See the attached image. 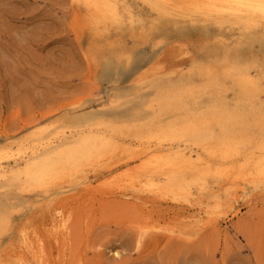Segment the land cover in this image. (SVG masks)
<instances>
[{
    "label": "rangeland",
    "instance_id": "1",
    "mask_svg": "<svg viewBox=\"0 0 264 264\" xmlns=\"http://www.w3.org/2000/svg\"><path fill=\"white\" fill-rule=\"evenodd\" d=\"M129 1L137 14L146 17L145 27L152 28L140 42L130 36L129 19L97 29L87 20L83 4L75 0H0V141L20 136L65 110H74L96 114L87 120L91 126H114L112 136L127 146L138 138L151 140L152 135L173 125L168 122L178 110L181 120L194 113L203 115L204 124L197 122L203 138L199 150L209 161L216 160L203 146L210 148L227 134L233 114L244 130L242 150L258 154L264 144V47L254 41L231 50L228 56L222 46L217 47V30L211 21L162 19L147 2ZM184 24L186 28L181 29ZM155 57L159 59L155 69L162 72L155 70L152 77L144 76L137 83L134 74ZM229 57L246 68L254 82L246 87L237 83ZM113 90L118 96L108 105ZM174 99L177 102L172 106L169 101ZM185 107L188 113L182 115ZM134 111L145 117L154 115L153 121H161V126L143 124L136 132L118 130L123 117L134 119ZM103 114L102 122L97 123L98 115ZM176 128L178 137L188 133L184 125ZM178 140L175 142L182 144L183 139ZM242 154L239 151L231 156L232 176L238 171V162L244 161ZM105 156L102 165L82 164L49 180L41 189L26 190L16 184L0 189L4 204L23 205L12 210L0 227V264H264L263 182H246L240 177L235 187L227 190L229 185L223 180L209 176L205 188L193 186L190 194L177 189L157 194L142 186L123 195L114 189L105 192L102 182L111 180L107 178L109 170L120 168L118 172H122L121 164L130 160L129 168L138 170L144 180L146 169L139 166L137 154L124 147L109 150ZM111 183L114 186V181ZM133 195L152 199L141 205ZM206 214L214 216V226L210 224L187 238L176 237L175 232L181 229L178 226L185 222L187 229ZM144 215H150L148 224H158V228L159 224L168 225L167 229H149L146 239L136 234L135 226L144 222ZM40 239L42 249L38 246L41 253L38 250L36 258L27 247Z\"/></svg>",
    "mask_w": 264,
    "mask_h": 264
},
{
    "label": "bare ground",
    "instance_id": "2",
    "mask_svg": "<svg viewBox=\"0 0 264 264\" xmlns=\"http://www.w3.org/2000/svg\"><path fill=\"white\" fill-rule=\"evenodd\" d=\"M75 1H77L80 4H83V6L86 8V11L85 10L84 11L88 15L87 20L97 29L98 27H104L105 25H107V23L120 24L123 23L125 20L129 19L131 21L130 22L131 27L129 33L130 36H132L131 38H133L135 42L136 41L140 42L139 40L143 38L146 39L150 33V30L152 29L151 27L149 29L145 27L147 21L146 17L142 14L139 13L137 14L135 8L133 7L132 3L129 0H75ZM143 1L147 2L150 9L156 11L158 16H160V18L162 19L179 18L180 20H182L183 23L187 21L192 23L211 21L212 22L211 24H213L216 27L215 30H217L216 34L214 35V38L217 40V43L219 41L217 47L222 46L224 48V54L228 56H230L231 50L236 51L241 46H245L247 44L248 45L253 44L254 41H257L260 46L264 47V0H143ZM76 14L78 13H75V15ZM182 22L180 21L179 23ZM209 26L212 25L209 24ZM184 28H186L185 24L181 26V29ZM97 29L96 31H98ZM179 29H180V25H179ZM98 33L100 34V32ZM119 35L121 36L122 34ZM94 36H97V34L96 35L94 34ZM176 43L178 42L176 41ZM182 44L184 43L181 42V45ZM172 45L174 46L173 43ZM165 51L168 52L167 49ZM173 52H177V51L174 50ZM158 60L159 59L155 57L150 62L140 67L139 70L134 74L133 78L135 79V81H137L138 83L139 81H142L140 79H145L143 78L144 76L146 77L147 75L155 73L157 71V69L155 68L156 65L158 64L157 62ZM229 60L232 61L230 57ZM232 64H233L232 67L235 70V73L233 75L237 83H240L246 87L248 83L254 82L250 74L246 71V68L241 67L240 63H238L237 60L232 61ZM159 71L157 72L158 73L162 72ZM149 77L152 76L150 75ZM146 79H148V77ZM116 93L117 92L113 90L111 94H109L108 105H111V103L115 102V97L118 96ZM176 102H177L176 99L170 100L169 104L175 106ZM175 109H179V107ZM175 109L173 108L171 111ZM182 110L186 112V113L183 112L182 115L188 113V108L185 107ZM166 112H169L168 108ZM132 114L134 115V119L130 120V119H126V117H123L124 120H122L121 123L117 124V126H119L118 130L125 128L124 130L131 129L132 131L136 132V127H139L143 124H155L156 126H161V121L160 122L159 120L156 122L153 121L155 117L154 115L150 117H145V115L142 112H138V111H134ZM177 114H178V110H175V113H173L172 115V119L168 122V125L172 123L173 125H170V127L163 130L160 134L152 135L150 137L151 140L147 138L145 139V141H143L141 140V138L136 137V139L138 138V140H136L135 143L131 142V144L128 143L127 146H124L122 142H117L115 140V137L112 136V132L116 131L114 126L105 124V129H104L101 127L99 128V127L91 126V124L87 122V120H89V116L95 118L97 116L96 114L86 115V113L83 112L76 113L74 110H65L56 117H53L51 119H48L44 122L38 123L28 128L20 136L0 141V189L8 190L9 188L12 187V185L15 184L19 185L20 188L26 190L29 188H32L33 190L36 188L41 189L40 187L44 186L49 180H54V178L64 174L65 172L76 169L80 167L82 164L92 163V164L102 165L103 162H105L103 158L107 153V151L109 152V150L116 149L117 147H124V150L128 149V152H130V154L132 155L134 153L137 154V157H139V166L142 169H146L147 173L144 174L146 178L144 180H141L140 176L142 174H139V171L136 170L135 168L134 169L129 168V162L132 161L124 160L125 162L121 164L124 165L122 172H118L120 168L115 170L109 168L111 171L109 170V174H107L108 175L107 178H111V180L108 181L106 179L102 182V185H105V192H110L112 191V189H114L116 191L114 193L118 192V194L120 193L125 195L127 190L134 191L143 186L144 188L149 189L150 191H154L157 194L167 192L170 189L183 190V191H187V193L190 194L192 193L190 189L193 186H195L197 189L205 188V183L209 181V176H214V179L219 181L223 180L225 185H229V187L226 188L227 190H229V188L231 187H235V182H237L238 178L240 177H242L241 179H243L246 182L261 181L264 183V144L261 145L262 149H260L259 153L258 154L255 153L256 155L254 154L250 155L249 153H244L245 151L242 150L244 147L243 146L244 130H241L242 128L241 123L236 122V120H233L235 118L234 114H233V119L231 121L232 125L227 128V134L222 135L221 138L215 140L214 146H209L210 148L203 146L205 152L208 153V156H212L213 158L212 160H216L213 162L206 159V157L203 155V152L202 151L200 152L199 150V147L202 145L201 142L203 141V138H202V133L199 132L201 129L197 128L198 127L197 122L204 124L205 120L203 118V115H200L199 113H194L189 116H186L187 118L181 120L180 116H178ZM98 116L100 118H97V123H100L102 122V118H104L103 117L104 114ZM183 125L187 128L188 133H186L185 137H178L179 135L177 134L178 128L176 127L182 128ZM181 138L183 139L182 144L180 143L177 144L175 141L178 139L181 141ZM164 139L167 140V143L163 142ZM152 144H157V146L153 148ZM192 144H196V145L192 146ZM239 151L243 153L242 157L244 161L238 162V171L237 173H235V175L233 174L232 176L231 165L234 159L231 156H233V154L235 155V153H238ZM214 154L216 155L213 156ZM129 156L131 157V155ZM155 174L157 175V177L155 176ZM112 181H114V186L111 183ZM119 181L121 183H118ZM98 191H102V190L99 189ZM136 193L137 195L139 194V192L137 191L134 192V194ZM137 195H133V197L136 200H141L142 201V203L140 202L141 205L148 202L147 198H149V201L150 199H152V197L150 198L149 196L148 197L146 196L147 198H142L143 196L140 197ZM38 198L39 197L37 196V199ZM154 199L156 200V198ZM167 199L168 198H166V201ZM4 203L5 202L0 201V227L3 226L2 223L10 216L11 214L10 212L12 210L18 211L21 208H23V205L19 203H16L14 205L11 204V207L9 204H4ZM148 216L150 217V215ZM197 216L198 215H196V217ZM143 217L142 218L145 219L144 222L142 221L139 225L137 224L138 226L134 225L136 228L138 227L137 229H135L138 230L136 231V234L138 232L140 236H143L145 233H147L149 229L152 228L165 229L166 226H168V225L162 226L159 224L160 228H158V224L155 223H154L155 225L148 224L149 223L148 221L150 219L149 217H147L146 215H144ZM205 217L206 218H202L200 216V218H197L195 220L193 219L195 221V224L191 225V227H188L187 229H186L187 226H184L185 222L184 225H182L184 227L178 226V228H181L178 231L177 229L174 230L173 228L175 227H173L172 228L173 231H177L175 232L176 237L178 235L181 238L182 237L187 238L193 236V233L195 231L198 232L199 230L206 228L210 224L214 226V224L216 223L215 221L216 219L214 218V216L207 215ZM62 223L63 224H61V226H64L65 222ZM170 227L171 226H169L168 228ZM1 230L3 231L4 229ZM174 235L175 234L173 233V236ZM148 236L149 235H147V237ZM56 238L57 237L55 236V239ZM140 243L138 241V244ZM20 244L22 245V243ZM36 244L32 245L33 248L31 247L30 244V247H27V250L33 251L32 255L38 258L37 251L39 249L38 250L36 249L38 248V246H40V249H42L41 239L38 240ZM14 248L13 250H15ZM17 252H19V250ZM41 256H43V254ZM45 257L43 256V258ZM37 260L39 261V259ZM12 261L14 260L12 259ZM16 261L17 259L15 260V262ZM42 264L45 263H43L42 261Z\"/></svg>",
    "mask_w": 264,
    "mask_h": 264
}]
</instances>
